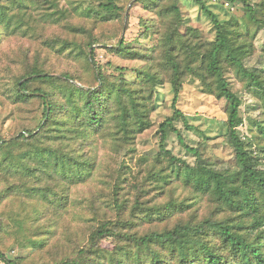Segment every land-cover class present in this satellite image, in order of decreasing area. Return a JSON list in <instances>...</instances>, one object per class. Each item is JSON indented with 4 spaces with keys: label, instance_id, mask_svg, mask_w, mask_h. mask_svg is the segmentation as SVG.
I'll list each match as a JSON object with an SVG mask.
<instances>
[{
    "label": "rangeland",
    "instance_id": "obj_1",
    "mask_svg": "<svg viewBox=\"0 0 264 264\" xmlns=\"http://www.w3.org/2000/svg\"><path fill=\"white\" fill-rule=\"evenodd\" d=\"M113 1L118 10L105 14L98 9L99 0H0L1 141L16 138L24 130L39 131L41 102L33 99L22 104L10 97L16 80L32 69L53 74L68 72L82 84L95 87L92 68L85 60V54L94 51L95 67L110 82L122 78L138 86L142 85L137 79L138 72L146 63L113 51L119 40L130 50L148 55L161 39L164 40L166 33L178 26V32L187 43L194 45L197 53L203 54L212 48L215 28L197 0ZM200 1L220 23L245 34L242 38L250 54L243 60L244 67L253 71L264 85V27L256 22L264 19V0ZM173 5L179 9V18L171 9ZM89 43H93L91 48H88ZM66 44V49L62 50L61 45ZM70 46L82 47V54L76 56L69 50ZM225 76L242 99L240 138L250 146L259 168L264 169V136L259 130L260 126L264 127L262 101L233 71L227 70ZM34 88L48 89V86L38 82L30 87ZM146 92L142 93L150 122L147 129L134 130L127 135L121 130L122 123L113 120L120 116L117 107L101 132L71 133L60 143L51 142L79 161L93 163L84 183L67 185L69 211L64 215L63 224L66 230L60 229L58 246L51 252L39 253V245L33 246L43 239L35 236L37 231L55 229L53 217L45 214L43 219L40 216L32 221L39 213H44V208L43 203L37 204L36 199L28 196L29 189L51 186L50 179L38 170L44 167L40 157L38 161L27 163L32 170L30 177L12 175V171L18 169V156L28 153L34 158L36 150L42 149V143L7 151L0 147V253L17 264H55L60 258L58 250L64 251L63 256H66L70 249L87 247L90 233L85 235V232L90 226L97 229L105 223L112 232L99 240L102 250L121 249L118 252L127 258L128 264H151L142 250L136 255L137 245L144 236L163 234L176 225H196L204 218L221 222L235 217L217 201L212 191L199 189L186 170L200 162L218 171L234 170V152L225 138L226 101L209 95L199 81L188 76L176 102L169 83L151 87ZM58 96L62 102L63 93ZM137 102L142 103L141 98ZM175 111L181 112L189 125L187 128L177 121L175 129L189 148L198 151L199 158L178 143L176 133L169 131L166 137L162 136L159 126ZM165 151L179 162L171 160ZM115 185L123 189L122 209L110 199ZM86 206L90 208L88 212ZM94 209L106 215L93 224L87 223L84 218L90 211L94 214ZM211 244L221 247L222 241L216 237ZM224 255L227 263L233 260L230 252ZM0 264L4 263L0 260Z\"/></svg>",
    "mask_w": 264,
    "mask_h": 264
},
{
    "label": "trees",
    "instance_id": "obj_2",
    "mask_svg": "<svg viewBox=\"0 0 264 264\" xmlns=\"http://www.w3.org/2000/svg\"><path fill=\"white\" fill-rule=\"evenodd\" d=\"M99 1L97 6L101 13H114L118 10L113 0H103L105 3L102 0ZM197 2L207 13L215 28L212 48L206 53H197L194 45L187 43V39L178 32V26L166 33L164 40L161 39L157 48L148 55L130 50L122 40L113 47V51L121 56L146 63L137 76L142 85L126 83L122 78L110 82L95 67L94 51L87 52L85 60L86 64L92 68L97 83L95 87L82 84L80 79L68 72L53 74L35 69L16 80L15 88L11 90L10 95L16 103L26 104L37 99L43 106L40 123L37 126L39 131L24 130L16 138L0 140L2 143L0 147L7 151L27 145L35 147V144L42 143V149L36 150L34 158L28 153L18 156L20 162L25 163L21 165L19 162L18 169L12 171L14 176L30 177L32 170L27 163L38 161L40 157L44 167L38 170L51 181V186L42 190L29 189L28 196L36 199L37 204L43 203L44 208V213H39L32 221H37L40 216L43 219L44 214L47 217H53L52 220H54L55 229L51 232L36 230L35 236L43 238L33 243L35 248H37L36 244L39 245V253L56 250L60 229L62 232L66 230L63 224L66 222L64 215L69 211L66 194L68 187L84 183L86 175L93 168L91 161L81 162L78 157L75 158L70 153H65L62 148H56L53 145L64 140L62 138L66 134H80L84 131L88 133L93 130L96 133L101 132L108 122L107 118L116 113L117 107L120 110V116L113 120L122 123L121 130L127 135L133 134L134 130L147 129L150 122L148 110L145 107L146 98L143 97L142 92L145 90L148 92L149 88L159 84L169 83L174 91L173 101L176 102L182 90L183 81L188 76L199 81L209 95L226 101L228 116L225 122V138L234 152L235 167L233 171L223 172L200 162L191 169L186 167V170L199 189L212 191L217 201L221 202L235 217L221 222L204 218L196 225H176L173 230L163 234L144 236L137 245L139 250L136 251V255L138 256L142 250L143 256L151 264H231V262L264 264V169L259 168V161L253 157L250 146L240 138L238 129L242 124L240 117L242 99L232 90L225 74L227 70H231L245 82L247 88L259 96L258 98L262 101L260 108L263 110L264 85L253 71L244 67L243 60L250 54L242 38L245 34L220 23L200 0ZM171 9L179 18L178 7L173 5ZM256 22L264 27V19H257ZM92 44L89 43L88 48H91ZM66 46L67 44L63 47L61 45L60 48L65 50ZM70 47L69 50L76 53V56L82 54V47ZM38 82L47 84L48 89H30ZM58 92L63 93L62 102L59 101ZM140 98L142 103L137 102ZM177 121L189 127L182 113L175 111L172 117L159 126L162 136L166 137L169 131L176 133L178 143L199 158L198 151L189 148L175 129L174 124ZM260 128V133L264 136V127L260 126ZM57 133L63 136L60 137ZM43 139L45 142L42 141ZM53 140L55 143H51ZM165 152L171 160L179 162L171 153ZM40 182L41 179H39ZM25 184L28 183L25 182ZM10 190H13L12 186ZM122 191V187L115 185L110 193V199L118 209H122L124 205L121 201ZM85 209L86 212L90 210L88 206ZM102 215H106L105 212L94 209V214L90 211L84 219L87 223L93 224L98 219H102ZM93 229L90 226L89 231L85 232V235L90 233L87 247L79 248L78 246L70 249L69 255L66 256H63L64 251L58 250L60 258L54 263L128 264L127 258L118 252L121 249L107 251L99 247V240L104 236H110L112 229H109L105 223ZM209 237L211 240H208ZM216 237L222 241L221 247L211 244L212 239ZM224 252H230L233 260L227 263ZM194 256L196 258H193ZM0 260L4 264H17L7 259L2 253H0Z\"/></svg>",
    "mask_w": 264,
    "mask_h": 264
}]
</instances>
